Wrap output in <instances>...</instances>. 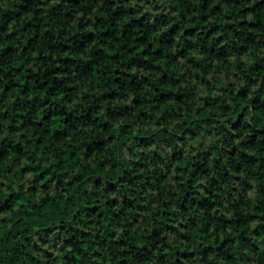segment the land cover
<instances>
[{
	"label": "trees",
	"instance_id": "trees-1",
	"mask_svg": "<svg viewBox=\"0 0 264 264\" xmlns=\"http://www.w3.org/2000/svg\"><path fill=\"white\" fill-rule=\"evenodd\" d=\"M0 264H264V0H0Z\"/></svg>",
	"mask_w": 264,
	"mask_h": 264
}]
</instances>
